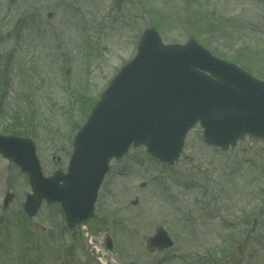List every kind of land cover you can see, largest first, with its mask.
I'll return each mask as SVG.
<instances>
[{
    "label": "rangeland",
    "instance_id": "obj_1",
    "mask_svg": "<svg viewBox=\"0 0 264 264\" xmlns=\"http://www.w3.org/2000/svg\"><path fill=\"white\" fill-rule=\"evenodd\" d=\"M148 27L235 65L246 54L264 81V0H0V135L31 138L44 176L65 171L74 135ZM29 192L0 156V264H264V140L221 150L195 125L172 165L130 148L110 161L94 218L73 229L56 203L27 215ZM157 227L171 247L150 245Z\"/></svg>",
    "mask_w": 264,
    "mask_h": 264
},
{
    "label": "water",
    "instance_id": "obj_2",
    "mask_svg": "<svg viewBox=\"0 0 264 264\" xmlns=\"http://www.w3.org/2000/svg\"><path fill=\"white\" fill-rule=\"evenodd\" d=\"M197 122L205 143L221 149L246 135L264 139V82L215 59L193 40L163 45L150 28L143 32L135 58L115 76L76 134L66 173L44 177L28 139L0 136V153L28 174L32 193L24 203L27 214L33 215L43 199L59 202L67 226L74 227L93 216L112 157H121L131 144L144 145L171 164ZM151 242L159 248L172 245L160 229Z\"/></svg>",
    "mask_w": 264,
    "mask_h": 264
},
{
    "label": "trees",
    "instance_id": "obj_3",
    "mask_svg": "<svg viewBox=\"0 0 264 264\" xmlns=\"http://www.w3.org/2000/svg\"><path fill=\"white\" fill-rule=\"evenodd\" d=\"M245 55L242 54V53H238L236 55V59L238 61L237 60H234V61L237 62V63H241L240 64L241 65V68H243V69H245V70H247V71L250 72V69L247 66L249 65V62H250L251 59L249 57L246 59V56ZM30 264H35L33 259H30Z\"/></svg>",
    "mask_w": 264,
    "mask_h": 264
}]
</instances>
